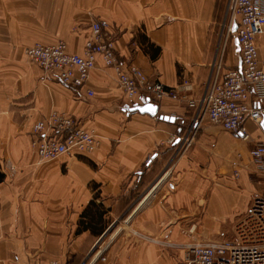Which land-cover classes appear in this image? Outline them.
I'll return each mask as SVG.
<instances>
[{
  "label": "crops",
  "instance_id": "0c3cea01",
  "mask_svg": "<svg viewBox=\"0 0 264 264\" xmlns=\"http://www.w3.org/2000/svg\"><path fill=\"white\" fill-rule=\"evenodd\" d=\"M227 5L0 0V264H185L186 244L233 236L251 200L264 193L249 156L252 143L264 142L263 129L246 119L244 139L204 121L189 146L178 140L194 113L187 100L205 90L212 64L239 63L234 38L224 42ZM97 18L107 20L120 60L185 96L155 102L156 116L132 112L135 104L99 56L81 87L62 84L26 57V47L57 40L82 53ZM256 44L264 65V33ZM183 80L190 90L181 92ZM139 95L136 104L146 99ZM52 112L92 129L97 148L37 162L32 126ZM88 205L101 213L89 220L95 233L79 230Z\"/></svg>",
  "mask_w": 264,
  "mask_h": 264
},
{
  "label": "built area",
  "instance_id": "2783aa9c",
  "mask_svg": "<svg viewBox=\"0 0 264 264\" xmlns=\"http://www.w3.org/2000/svg\"><path fill=\"white\" fill-rule=\"evenodd\" d=\"M229 22L225 26L224 42L233 37L239 50V63L223 67L212 64L205 90L187 100L194 110L186 133L178 137L184 148L190 145L204 119L223 129L241 134L247 139L244 121L260 124L264 119V65L259 61L256 37L264 33V0H228ZM233 24L235 28L233 29ZM108 22L97 18L90 24V34L84 41L83 52L68 50L63 40L54 43H34L25 48L28 60L45 73L55 74L59 82L70 87L86 83L97 56L104 66L114 70L117 82L130 105L144 92L142 99L158 102L164 98L184 97L179 87H168L151 81L132 63L120 60L114 48ZM182 91L190 90L186 80L179 84ZM250 89L253 96L250 100ZM91 94V90H87ZM140 96V95H139ZM138 96V97H139ZM32 145L37 162L43 163L63 154L88 155L98 146L92 129L81 126L70 115L52 112L32 126ZM249 156L256 173L264 179V142L252 143ZM236 174V172H235ZM185 264H264V193L255 196L245 214L235 223L233 236L225 240L197 241L183 246ZM44 264H59L50 260Z\"/></svg>",
  "mask_w": 264,
  "mask_h": 264
},
{
  "label": "water",
  "instance_id": "95a60500",
  "mask_svg": "<svg viewBox=\"0 0 264 264\" xmlns=\"http://www.w3.org/2000/svg\"><path fill=\"white\" fill-rule=\"evenodd\" d=\"M235 28V24H233V29ZM131 111H138L140 113H147L151 116H156L157 115V109L158 106L157 104L151 102L148 98H146L144 101H142L141 104H135L132 107L129 108ZM158 117L164 120H170L172 121V117L164 116L161 114H158ZM261 128L264 131V119L261 120L260 124Z\"/></svg>",
  "mask_w": 264,
  "mask_h": 264
},
{
  "label": "trees",
  "instance_id": "16d2710c",
  "mask_svg": "<svg viewBox=\"0 0 264 264\" xmlns=\"http://www.w3.org/2000/svg\"><path fill=\"white\" fill-rule=\"evenodd\" d=\"M150 49L152 50V53H151V56L153 55H156L157 54V48H154L152 49L150 47ZM4 177V174L2 172H0V181L3 179ZM93 203V200L90 201L89 204ZM91 206L89 207V205L84 209V211L82 212V218L84 217L85 218V221L83 222L82 219L80 220V228L79 230H85V229H89L90 231L92 232H96L93 227L91 226V224L89 223V220L90 219H93L95 218V216L99 217L101 216V213L97 210H91ZM81 221L84 223V224H81ZM91 221V220H90ZM93 224V222H92ZM98 233V232H97ZM100 233V232H99Z\"/></svg>",
  "mask_w": 264,
  "mask_h": 264
},
{
  "label": "bare ground",
  "instance_id": "6f19581e",
  "mask_svg": "<svg viewBox=\"0 0 264 264\" xmlns=\"http://www.w3.org/2000/svg\"><path fill=\"white\" fill-rule=\"evenodd\" d=\"M95 20H97V19H95ZM94 21V20H93ZM91 24V23H90ZM227 41V40H226ZM65 43V42H64ZM116 53V52H115ZM46 73V72H45ZM47 75H54L55 77H56V75L55 74H51V73H46ZM88 77V76H87ZM86 81H87V79H86ZM152 102H154V101H152ZM155 103V102H154ZM132 112H135V111H132ZM51 114V113H50ZM49 114V115H50ZM79 155H82V154H79Z\"/></svg>",
  "mask_w": 264,
  "mask_h": 264
},
{
  "label": "rangeland",
  "instance_id": "374dc122",
  "mask_svg": "<svg viewBox=\"0 0 264 264\" xmlns=\"http://www.w3.org/2000/svg\"><path fill=\"white\" fill-rule=\"evenodd\" d=\"M204 121H207V120L204 119V120L202 121V123H203ZM202 123H201V124H202ZM186 130H187V129H186ZM186 130H185V132H184L182 135H184V134L186 133ZM251 146H252V145H250L249 147H251ZM253 167H254V165H253ZM103 242H104V240H103ZM103 242H102V243H103ZM59 264H60V263H59Z\"/></svg>",
  "mask_w": 264,
  "mask_h": 264
}]
</instances>
